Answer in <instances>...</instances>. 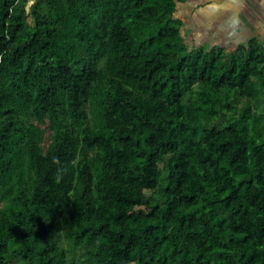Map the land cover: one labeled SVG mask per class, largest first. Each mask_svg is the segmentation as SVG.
Wrapping results in <instances>:
<instances>
[{
    "label": "trees",
    "instance_id": "1",
    "mask_svg": "<svg viewBox=\"0 0 264 264\" xmlns=\"http://www.w3.org/2000/svg\"><path fill=\"white\" fill-rule=\"evenodd\" d=\"M200 1L0 0V264H264V39Z\"/></svg>",
    "mask_w": 264,
    "mask_h": 264
},
{
    "label": "crops",
    "instance_id": "2",
    "mask_svg": "<svg viewBox=\"0 0 264 264\" xmlns=\"http://www.w3.org/2000/svg\"><path fill=\"white\" fill-rule=\"evenodd\" d=\"M199 4L200 8L194 13L197 20L192 21L197 28L194 40L209 38L213 42L202 44L232 49L250 37L264 39V0H204ZM206 18L210 21L209 27L204 25ZM214 24L219 26L215 28ZM210 29H213L211 36Z\"/></svg>",
    "mask_w": 264,
    "mask_h": 264
},
{
    "label": "rangeland",
    "instance_id": "3",
    "mask_svg": "<svg viewBox=\"0 0 264 264\" xmlns=\"http://www.w3.org/2000/svg\"><path fill=\"white\" fill-rule=\"evenodd\" d=\"M193 4L194 3H188L183 8H181V6H180L179 7V12L177 14L180 19L182 18L185 21L186 25L188 26V29L190 30V37H189V39H187L188 43L189 42L192 43V38L197 34V28H194L195 27L194 23L190 24V21L195 22L197 20L195 15L190 13V11L194 7ZM198 19H199V17H198ZM224 19L225 18H223V21H224ZM204 25L207 26V27L210 26V21L208 20V18H206V22L204 23ZM213 26L216 28V27L219 26V24H214ZM212 31H213V29H210V31H209L210 36L212 35ZM206 41L207 42L208 41L213 42L212 40H209V38L201 39V38L197 37L194 40V46L200 45V44H202L203 42H206Z\"/></svg>",
    "mask_w": 264,
    "mask_h": 264
}]
</instances>
